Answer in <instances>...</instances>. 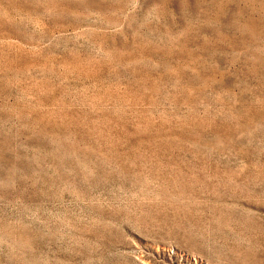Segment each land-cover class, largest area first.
Returning a JSON list of instances; mask_svg holds the SVG:
<instances>
[{
    "label": "rangeland",
    "instance_id": "374dc122",
    "mask_svg": "<svg viewBox=\"0 0 264 264\" xmlns=\"http://www.w3.org/2000/svg\"><path fill=\"white\" fill-rule=\"evenodd\" d=\"M0 264H264V0H0Z\"/></svg>",
    "mask_w": 264,
    "mask_h": 264
}]
</instances>
